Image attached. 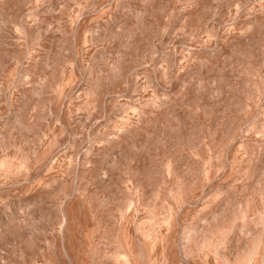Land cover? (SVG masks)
<instances>
[{
  "label": "rangeland",
  "instance_id": "rangeland-1",
  "mask_svg": "<svg viewBox=\"0 0 264 264\" xmlns=\"http://www.w3.org/2000/svg\"><path fill=\"white\" fill-rule=\"evenodd\" d=\"M0 264H264V0H0Z\"/></svg>",
  "mask_w": 264,
  "mask_h": 264
}]
</instances>
